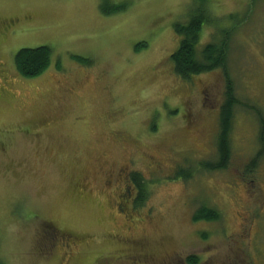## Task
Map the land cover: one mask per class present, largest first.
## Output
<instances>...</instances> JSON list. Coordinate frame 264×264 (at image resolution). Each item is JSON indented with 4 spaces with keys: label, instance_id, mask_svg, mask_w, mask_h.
<instances>
[{
    "label": "rangeland",
    "instance_id": "rangeland-1",
    "mask_svg": "<svg viewBox=\"0 0 264 264\" xmlns=\"http://www.w3.org/2000/svg\"><path fill=\"white\" fill-rule=\"evenodd\" d=\"M204 2L217 21L197 49L229 37L237 99L227 166L214 170L199 163L219 159L224 73L182 79L170 59L198 0H0V26L15 27L0 34L1 261L117 264L129 236L176 264H264V0ZM39 46L50 64L21 76L15 53ZM179 168L192 177L173 179ZM120 171L149 193L133 229L116 209ZM201 205L219 220H193ZM44 221L72 236L69 254Z\"/></svg>",
    "mask_w": 264,
    "mask_h": 264
},
{
    "label": "trees",
    "instance_id": "trees-1",
    "mask_svg": "<svg viewBox=\"0 0 264 264\" xmlns=\"http://www.w3.org/2000/svg\"><path fill=\"white\" fill-rule=\"evenodd\" d=\"M204 1L205 0H198L197 8L190 14L186 23L175 25V32L181 37V40L178 48L170 55V59L172 61L174 73L182 79H190L191 76L195 74L206 73L218 68L222 69L224 73L226 91L224 102L220 107L219 130L217 135L219 159L216 163L209 161H201L199 163L200 167L203 169L214 170L222 169L227 166L229 156L228 136L231 128L233 108L237 99L227 71L229 37L225 36L223 41L219 39L218 41L205 44L201 50L197 49L203 24L215 23L217 21L207 10L205 6L206 2ZM111 8L112 11L108 13L118 11L123 7L122 5L114 4ZM50 60L51 49L48 46L20 48L14 55L15 68L23 77H34L42 73L50 64ZM192 174L191 169L190 171H185V169L179 168L173 176V179L181 178L183 181H187L192 177ZM125 182L124 194L121 197L122 206L125 207L126 205V207L143 208L149 194L146 189L144 177L139 172L134 171L129 174ZM129 190L135 191L130 205L125 204L124 200L125 196L129 195ZM219 218L220 213L214 208L206 205L199 206L193 215V220L195 221H218ZM46 222L50 223L48 221ZM53 226L55 227V224H53ZM187 260L190 264L198 263L195 256H191ZM0 264L5 263L0 260Z\"/></svg>",
    "mask_w": 264,
    "mask_h": 264
},
{
    "label": "flooded vegetation",
    "instance_id": "flooded-vegetation-1",
    "mask_svg": "<svg viewBox=\"0 0 264 264\" xmlns=\"http://www.w3.org/2000/svg\"><path fill=\"white\" fill-rule=\"evenodd\" d=\"M5 32H10L9 34L13 36L15 34V27H13L12 30H8L7 27L2 29L0 26V34H5ZM119 179L126 180L129 177V174L126 173L125 175H121V171L117 175ZM124 194V192H121L120 196H118L119 201L117 202V213L124 215L127 217V221L130 223V228L136 227L139 223L145 222V214L143 208H132V207H123L121 204V197ZM150 209H146V217L148 219H152L154 217L153 213H150ZM153 215V216H152ZM46 230V239L48 242L51 243L52 246L60 247L64 254L67 251V254H69V249L71 248V245L74 243V239L70 234L63 233L60 229H56L53 226V223H47L44 222ZM127 248L124 251H128L127 255L120 254L119 255V261H115L117 264H176L175 261L170 260L167 261L163 257L157 256L155 250L153 247L150 250V246L145 243L142 239L133 238V237H124ZM191 257V256H189ZM187 257L184 261L185 264H190L188 262Z\"/></svg>",
    "mask_w": 264,
    "mask_h": 264
}]
</instances>
